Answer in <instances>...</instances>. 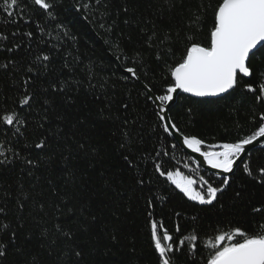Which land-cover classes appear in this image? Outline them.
Segmentation results:
<instances>
[{"label":"trees","instance_id":"16d2710c","mask_svg":"<svg viewBox=\"0 0 264 264\" xmlns=\"http://www.w3.org/2000/svg\"><path fill=\"white\" fill-rule=\"evenodd\" d=\"M85 2L63 0L59 9V19L74 33L75 44L71 40H56L51 22L41 33L37 23L43 25L44 21L38 17L24 23L17 10V22L7 23V17L0 12V34L8 36L7 40H0V64L14 61L16 65L10 70L0 68V109L17 107L19 111L14 102L23 91V80L33 75L27 73L28 67L35 70L38 66L35 58L41 54L49 55L51 60V63L43 62L47 68H40L31 81L30 90L38 95L33 107L25 110L29 121L26 131L22 129L25 137L16 142L17 138L10 133L6 136L0 132V145H3L0 151L15 147L21 157L35 160V166L17 161L0 167V206L7 204L11 216H22V232L31 235L30 242H24L21 236L29 254L20 256L10 252L6 264L31 260V253L35 252H40L45 264L66 260L62 244H58L51 256L46 249L39 248L41 243L47 244L58 235L55 225L72 219L62 216L58 208L66 214L69 210L75 214V243L83 252L80 264H156L148 212L174 236L178 235L175 227L179 224L185 235L195 227L203 241L215 234L213 229L218 224L231 222L250 232L264 225V212L252 211L264 208V187L242 172L243 165L238 166L230 186L215 206L189 201L166 177L155 173L154 164L159 162L166 171L179 170L197 180L200 176L211 177L214 184L219 183L218 177L199 169L159 129L155 106L146 99L139 84L131 78L123 79L127 76L122 71L139 63L142 65L138 70L139 82L149 87L155 84L158 88L162 83L163 61L172 62L168 49L173 48L179 56L187 35L195 34L203 41L211 27V13L203 17L200 26L194 25L190 18L199 6L215 4L217 0H107L114 18L119 17L118 26L110 34L107 29L111 19L102 15L104 9L93 16L71 7ZM124 7L127 13L123 12ZM125 19L128 24L124 23ZM14 32L15 37L11 35ZM27 32L34 34L31 40L24 35ZM153 32L156 36L149 41ZM169 35L174 43H162ZM16 44L20 45L18 49ZM118 46L125 50L126 56L120 55ZM8 48L13 51H7ZM137 53L141 58L134 62ZM77 57L81 61L78 66ZM65 63L70 67L65 68ZM86 68L94 74L95 78L91 79L94 87H89ZM253 68L257 69L258 79L264 72V54L256 57ZM65 80L70 90L50 93L52 106L48 107V121L44 129L38 128L47 107L42 104L43 89L48 88L50 81ZM125 104L127 109L123 107ZM186 104L185 96H179L169 110V117L181 133L195 135L208 144L234 142L251 135L259 123V114L264 112V105L256 104L252 94L243 90L216 103H197L191 114ZM57 130L59 135L55 134ZM126 132L131 136L128 143L134 148L132 155L138 169L123 159L125 150L120 144L127 139ZM42 133L49 137L45 152L34 147V142L43 138ZM80 144L85 148L81 149ZM157 151L161 156H156ZM244 161H250L254 168L264 166V149L250 152ZM138 176L144 178V186L137 185ZM18 199L25 205L22 212L16 211ZM148 200L153 202L151 208ZM40 205L44 206L43 210ZM193 217L197 218L195 222ZM42 234L47 235V240ZM177 264H186V258L178 256Z\"/></svg>","mask_w":264,"mask_h":264},{"label":"snow or ice","instance_id":"6c2138e0","mask_svg":"<svg viewBox=\"0 0 264 264\" xmlns=\"http://www.w3.org/2000/svg\"><path fill=\"white\" fill-rule=\"evenodd\" d=\"M63 4V0H0V12L7 17V23H16L17 10H19V19L28 23L33 16L44 21L41 25L37 23L40 32L43 33L51 22L53 31L57 33L55 39L58 41L71 40L73 44L77 43V39L66 23L59 19V9ZM174 6V4L172 5ZM78 12L83 10L93 16L100 13L104 9L102 15L106 19H111L108 26V33L118 26V15L114 18L113 12L109 7L107 0H87L79 5H71ZM124 13L128 9L124 7ZM211 13V27L208 29L207 35L201 41L195 34L187 35L183 45V52L176 56L173 48L168 49L172 62L168 63L164 60V68L161 72L160 80L162 83L157 88L153 84L151 87L145 85L146 99L151 101L155 106V115L158 117V127L167 137L174 134H180L183 137L182 143L193 153H198L203 157V162L211 169L217 170L216 175L219 177V183L212 182L211 177L205 179L200 176L199 179H193L191 176L184 175L181 171H166L162 168L161 163L154 164V171L160 177H166V180L175 186L180 193L189 201L197 202L199 205L215 206L220 203V197L231 184L232 174L235 168L243 165L242 172L261 187H264V166L254 168L251 162H245L243 159L246 153V146L253 144L259 138H264V112L259 114V123L256 130L251 135L239 138L234 142H224L208 144L205 140L195 135H184L181 133L178 125L168 116L175 98L179 93L186 94V108L189 114L193 112V108L197 103H216L218 100H224L236 93L237 90H243L251 93L256 104L264 105V72L260 73L257 79V69L253 68V61L260 54H264V0H217V3L201 5L197 12L190 18L192 23L200 26L204 16ZM87 18V17H85ZM128 24V20H124ZM104 25H101L103 27ZM51 35V33H48ZM13 37L17 33L11 34ZM29 40L33 38L32 32L24 33ZM156 36L153 32L149 37V41ZM8 36L0 34V40H7ZM162 43H174L170 35L166 36ZM50 43V41H46ZM20 45L16 44L15 48ZM55 47V45H53ZM121 56H126L123 48L118 46ZM7 51H13L8 48ZM72 55L71 52L68 53ZM119 58V57H118ZM140 53L136 54L134 62L140 59ZM38 66H29L27 73L28 79L23 80L19 98L14 103L17 107L0 109V132L6 136L17 138L25 137V131L28 126V118L26 109H31L36 100L37 93L31 91V81L34 75L39 72L40 68H47V64L51 63L50 56L41 54L37 56ZM157 59L161 57L158 55ZM81 63L77 57V66ZM15 68V62L9 61L0 64V68L10 70ZM65 68L70 67L65 63ZM142 67L137 63L135 67H126L124 70L129 74L123 79L130 78L139 80L138 70ZM89 75V87L94 74L91 69H84ZM157 89V91H154ZM70 90V84L67 80L50 81L48 88L43 89L44 99L42 104L47 106L41 122L37 124L40 129L45 128V122L48 121V107L52 106V100L49 98L50 93H64ZM195 98V99H193ZM211 98H217L216 100ZM127 109L128 105L123 106ZM255 112V109H253ZM254 115V119H255ZM60 119V117H57ZM127 123V121H125ZM25 129V131H22ZM59 135V130L55 133ZM43 138L34 142V147L41 152H45L49 148V137L46 133H42ZM127 137L120 144V148L125 150L123 159L132 168H139L136 164L132 153L133 146L128 143L131 138L129 133H124ZM3 147V145H0ZM27 147V145H25ZM81 149L85 148L84 144H80ZM175 148V145L172 146ZM163 155H167L164 152ZM156 156H161V152L157 151ZM17 161L30 166H35V160L27 157H21L20 152L15 147H9L4 151H0V167H8ZM187 167V165H185ZM199 167V164L197 165ZM31 174V173H30ZM150 182V181H149ZM137 185L144 186L145 180L142 176L137 177ZM24 199L27 196L21 193ZM240 196V192H237ZM152 200L147 201L149 208L152 207ZM25 205L19 199L17 200V212H22ZM43 205H40L43 210ZM61 215L71 216V220L58 223L55 225L57 236L47 241V244L41 243L40 249H46L49 256L53 250L62 244L64 247L63 257L56 261V264H80L83 258V252L79 250V245L75 243L76 233L73 229L75 223V214L72 210L66 214L59 209ZM83 208L81 213L83 214ZM254 213L264 212V208H253ZM179 215V213H177ZM11 211L7 204L0 206V264H6L10 252L19 254L20 256L29 253L23 247L21 236L24 242H30L31 235L24 234L22 216H11ZM149 216V233L152 242L153 251L156 256V264H177V257L184 256L186 264H264V225H260L254 232L246 230L244 227L234 225L231 222L227 224H218L213 229L214 235L210 236L207 241H203L202 234L195 228L185 235L179 226L175 227L173 235L164 227L162 221L152 219V213ZM95 219V217H93ZM193 222L196 217H193ZM162 230V231H161ZM45 239L47 240V235ZM115 239V237H113ZM203 244V248L201 247ZM76 258V259H73ZM21 264H45L40 252L31 253V260H23Z\"/></svg>","mask_w":264,"mask_h":264},{"label":"water","instance_id":"95a60500","mask_svg":"<svg viewBox=\"0 0 264 264\" xmlns=\"http://www.w3.org/2000/svg\"><path fill=\"white\" fill-rule=\"evenodd\" d=\"M122 73L126 76H129V74L125 70L122 71ZM131 79L134 80L135 82H137L139 84V86L141 87V89L146 93V89H145L144 85L142 83H140L139 80H136L133 78H131ZM179 96H185L186 97V94L179 93L178 96L175 98V102L172 104L171 108L176 104ZM193 99H195V98H193ZM211 99L216 100L217 98H211ZM168 116H169V111H168ZM170 138L173 140V142L176 144V146H178L180 148V150L187 157H189L193 162H195L196 166L199 164V167H198L199 169H201L204 172L211 174L212 176L218 177L216 175L217 170L211 169L206 163H204L203 157H201L198 153L191 152L190 149H188L186 146L183 145V143H182L183 137L180 134H174ZM257 149H264V138H259L257 141H254L253 144L246 146V153L244 154L243 159L245 160V158L248 156V154L250 152L257 150ZM237 168H238V166L235 168V171Z\"/></svg>","mask_w":264,"mask_h":264}]
</instances>
